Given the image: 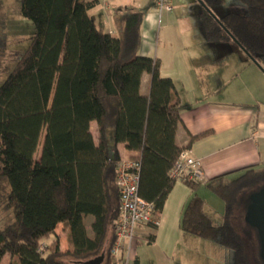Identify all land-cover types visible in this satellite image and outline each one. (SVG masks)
Segmentation results:
<instances>
[{"label": "trees", "instance_id": "obj_1", "mask_svg": "<svg viewBox=\"0 0 264 264\" xmlns=\"http://www.w3.org/2000/svg\"><path fill=\"white\" fill-rule=\"evenodd\" d=\"M237 1L247 14L228 13L220 23L202 8L206 38L240 46L260 63L264 0ZM203 3L209 8L222 0ZM93 4L20 0L19 15L30 22L33 35L0 84V207L14 217L0 229V264L5 255L16 264H83L101 254L102 264H111L119 213L118 144L138 152V195L155 214L174 185L168 174L186 149L175 144L180 102L172 81L160 77L159 60L138 54L144 16L127 12L121 36L114 38L94 26L88 16ZM5 47L0 39V52ZM143 73L150 75L147 96L140 94ZM91 122L97 125V144ZM208 134L191 136L190 143ZM184 183L194 192L200 185ZM204 184L224 203L223 223L214 225L194 194L182 211L180 230L229 247L235 264H249L232 218L241 204L245 210L250 191L264 187V168L248 167L231 181L216 177ZM58 225L68 237L66 251L59 247Z\"/></svg>", "mask_w": 264, "mask_h": 264}, {"label": "crops", "instance_id": "obj_2", "mask_svg": "<svg viewBox=\"0 0 264 264\" xmlns=\"http://www.w3.org/2000/svg\"><path fill=\"white\" fill-rule=\"evenodd\" d=\"M81 1L94 2L88 16L98 31L114 38L121 36L127 12L143 14L138 54L158 59L160 77L172 81L180 102L175 144L189 149L201 162L198 188L194 192L184 182H174L158 225L136 228L127 262L143 264V250L156 248L153 264H172L177 244L194 242V237L182 232L179 224L185 205L196 191L209 190L204 183L216 177L228 182L248 167L264 168V67L261 63V69L257 67L236 45L209 42L202 24L203 7L197 0H171V10L160 16L157 0ZM195 25L201 26L203 32H197ZM149 82L150 75L143 73L141 95H148ZM204 132L209 134L190 143L191 136ZM90 133L97 144L96 122H91ZM116 149L120 160H135L139 155L124 144H118ZM6 256L10 258L5 255L1 264Z\"/></svg>", "mask_w": 264, "mask_h": 264}, {"label": "rangeland", "instance_id": "obj_3", "mask_svg": "<svg viewBox=\"0 0 264 264\" xmlns=\"http://www.w3.org/2000/svg\"><path fill=\"white\" fill-rule=\"evenodd\" d=\"M197 1L199 2L201 0ZM19 6L20 0H0V39L4 40L6 45L5 49L0 52V84L4 82L20 56L26 50L29 38L33 35V27L30 22L19 15ZM198 8L201 10V6H198ZM208 9L216 19H220L228 13L239 15L247 14V8L237 0H222L220 4H211ZM157 27L160 30L161 27L159 23ZM194 29H196L197 32L199 30L203 32L201 26L195 25ZM229 45L233 46L234 44ZM231 58L234 60L232 55ZM260 63L264 67V58L260 59ZM112 133V131L107 132L109 144H112ZM42 140L43 135L34 155L35 160L39 157ZM257 190L258 189L250 191L248 194L250 195ZM196 194L199 197L203 196V210L205 214L211 219L214 225L220 226L224 220V203L222 200L210 190L204 188L196 191ZM245 203L244 200V204ZM243 208L244 206L241 204L239 209H236V213H234L232 218V225L236 233H238L242 239L249 264H261L256 233L247 225L245 221V210ZM13 219L12 210H5L0 207V229L11 224ZM86 226L88 232H90L88 221H86ZM55 232L59 237L60 249L66 251L69 247V241L66 232L63 230V226L58 225ZM193 237L194 242L192 243L177 244L172 254V264H235L234 252L231 248L221 246L220 244L202 238ZM155 251H157L156 248H147L143 250V264H153L152 256ZM2 264L16 263L6 256Z\"/></svg>", "mask_w": 264, "mask_h": 264}, {"label": "built area", "instance_id": "obj_4", "mask_svg": "<svg viewBox=\"0 0 264 264\" xmlns=\"http://www.w3.org/2000/svg\"><path fill=\"white\" fill-rule=\"evenodd\" d=\"M171 10V0H157L158 16ZM140 164L137 160H119L116 167V187L119 195V213L113 225L115 241L110 248L111 264H127L131 256L136 228L140 225H158L153 205L138 195ZM173 182L202 180L201 162L189 149L180 152L169 171Z\"/></svg>", "mask_w": 264, "mask_h": 264}, {"label": "water", "instance_id": "obj_5", "mask_svg": "<svg viewBox=\"0 0 264 264\" xmlns=\"http://www.w3.org/2000/svg\"><path fill=\"white\" fill-rule=\"evenodd\" d=\"M200 5L218 22L208 7L202 2L199 1ZM228 33V32H227ZM246 56L260 68L259 64L248 54L245 52L243 48L238 46ZM261 69V68H260ZM262 72H264L261 69ZM245 221L249 227H251L257 237L258 246H259V259L261 264H264V187L258 189L256 192L252 193L248 197V201L245 207ZM104 260V255L91 259L89 261L83 262V264H102Z\"/></svg>", "mask_w": 264, "mask_h": 264}, {"label": "flooded vegetation", "instance_id": "obj_6", "mask_svg": "<svg viewBox=\"0 0 264 264\" xmlns=\"http://www.w3.org/2000/svg\"><path fill=\"white\" fill-rule=\"evenodd\" d=\"M237 209H239V208H237ZM236 213V212H235Z\"/></svg>", "mask_w": 264, "mask_h": 264}]
</instances>
